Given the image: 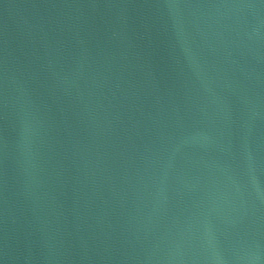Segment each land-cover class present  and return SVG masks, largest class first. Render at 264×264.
I'll use <instances>...</instances> for the list:
<instances>
[{"label":"water","instance_id":"water-1","mask_svg":"<svg viewBox=\"0 0 264 264\" xmlns=\"http://www.w3.org/2000/svg\"><path fill=\"white\" fill-rule=\"evenodd\" d=\"M0 264H264V0H0Z\"/></svg>","mask_w":264,"mask_h":264}]
</instances>
